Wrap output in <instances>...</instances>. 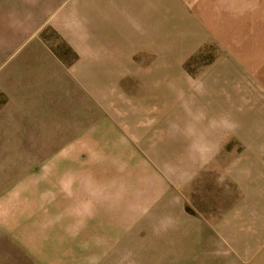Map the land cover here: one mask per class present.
<instances>
[{"label": "crops", "instance_id": "1", "mask_svg": "<svg viewBox=\"0 0 264 264\" xmlns=\"http://www.w3.org/2000/svg\"><path fill=\"white\" fill-rule=\"evenodd\" d=\"M259 6L260 0H95L96 24L81 17L80 25L67 31L79 53L75 66L63 68L41 47L43 67L30 65L37 57L29 52L27 64L0 78L3 123L10 118L19 128L25 122L34 128L36 112L57 108L55 96L67 97V90L74 93L61 108H80L63 140L39 142L20 131L16 144L64 145L43 158L32 155L38 163L26 169L22 152L8 154L7 140L0 137V258H8L5 264H23L25 257L36 264H87L89 257H96V264H120L119 251L106 254L104 242L127 237L121 238V225L144 226L149 245L141 254L143 264H183L184 255L194 264L199 254L210 263L218 248L223 264H264L260 153L240 154L225 169L218 190L214 178H208L207 189L193 190L196 165L169 159L166 105L150 103L139 80L148 69L135 62L139 55L161 52L162 43L152 33L170 29L168 17H218L223 23L249 12L258 16ZM7 32L1 24L0 53L16 48L28 30H12L10 41ZM257 61L250 58L249 69ZM89 79L105 90L98 96L102 115L90 123L82 111ZM225 116L237 119L241 129L240 112L231 109ZM188 167V175L179 174ZM138 255H127V262Z\"/></svg>", "mask_w": 264, "mask_h": 264}, {"label": "rangeland", "instance_id": "2", "mask_svg": "<svg viewBox=\"0 0 264 264\" xmlns=\"http://www.w3.org/2000/svg\"><path fill=\"white\" fill-rule=\"evenodd\" d=\"M81 17L96 24L95 0H0V25L8 30V41L15 36L12 30H28L16 48L0 53V78H5L12 68L27 64L29 52L34 51V57H37L30 65L37 63L36 68L43 67L41 47L46 48L63 68L75 66L79 53L73 48L67 31L72 26L78 27ZM168 19L170 29L152 33L154 40L162 43L161 52L155 54L153 50L149 57L139 55L135 61L137 67L148 69L139 78L144 84L142 91L146 92V97L150 96L153 107L161 103L166 105L169 159L196 165L193 190L207 189L208 178L215 179L218 190L224 183L225 169L230 163L238 162L240 154L258 152L259 159L264 161V83L259 80L264 79V64H259L263 59L260 55L264 54V0H260L258 16L249 12L238 18L223 19V23L218 17L192 15ZM250 58L258 60L254 70L248 67ZM87 84L90 88L86 108L82 111L90 123L102 115L98 96L105 90L99 88V81L89 79ZM64 92L74 93L71 90ZM127 92L128 89L123 91ZM69 95L57 94V108H51L47 113L45 110L43 114L36 112L38 118L34 128L31 122H25L24 127L19 128L14 119L9 118L5 123L0 121V137L7 140L5 151L8 154L22 152L25 169L38 163L30 159L32 155L43 158L51 152H61L64 145H20L16 144L15 137L20 136L22 130L24 138H38L39 142L53 138L63 140L71 131L67 125L72 116L76 114L78 118L80 113V108H61L70 103L72 96ZM115 95L119 98L120 93ZM231 109L241 113L243 122L239 131L235 124L237 119L234 122L225 116ZM190 168H180L179 174L188 175ZM185 210L193 212L190 205H185ZM125 226L121 225V238L127 237L119 242H104V252L119 251L120 264H143L141 254L149 245L144 226ZM130 227L134 230L130 229L129 235L126 231ZM218 249L214 261L209 263L207 257L199 254L194 264H223L222 249ZM130 254L139 255L127 262ZM7 259L0 258V263L5 264ZM96 260V257H89L87 264H96ZM183 262L192 264V257L184 255ZM36 263L35 258H23V264Z\"/></svg>", "mask_w": 264, "mask_h": 264}]
</instances>
